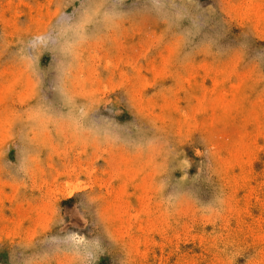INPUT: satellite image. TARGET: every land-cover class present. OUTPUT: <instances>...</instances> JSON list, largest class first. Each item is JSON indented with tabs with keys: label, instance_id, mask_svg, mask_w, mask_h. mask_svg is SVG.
Listing matches in <instances>:
<instances>
[{
	"label": "rangeland",
	"instance_id": "obj_1",
	"mask_svg": "<svg viewBox=\"0 0 264 264\" xmlns=\"http://www.w3.org/2000/svg\"><path fill=\"white\" fill-rule=\"evenodd\" d=\"M174 3L0 0V264H264V0Z\"/></svg>",
	"mask_w": 264,
	"mask_h": 264
},
{
	"label": "clouds",
	"instance_id": "obj_2",
	"mask_svg": "<svg viewBox=\"0 0 264 264\" xmlns=\"http://www.w3.org/2000/svg\"><path fill=\"white\" fill-rule=\"evenodd\" d=\"M186 0H181V4H184ZM194 3V0H192ZM152 8L151 10L156 12L161 16L162 19L167 23H176L182 21L190 16V11L186 7H181L177 4H172L171 7L165 6V0H151ZM117 16L119 14H116ZM211 21V10L207 12H201L199 15L193 17V23L196 30L199 31ZM58 36L53 38L51 35L45 34L43 36H34L29 41V47L36 51L40 48L47 47L54 42V39H58L59 36H66L72 31H74L72 21L70 18L62 17L56 26ZM192 33H187L186 38L191 36ZM25 59H30L35 62L34 56L25 55ZM76 220L80 221L79 215H77ZM81 240L80 251L73 254L71 264H96L97 256L103 251L102 240L100 237L96 236L92 239L79 238Z\"/></svg>",
	"mask_w": 264,
	"mask_h": 264
},
{
	"label": "snow or ice",
	"instance_id": "obj_3",
	"mask_svg": "<svg viewBox=\"0 0 264 264\" xmlns=\"http://www.w3.org/2000/svg\"><path fill=\"white\" fill-rule=\"evenodd\" d=\"M74 239H76L79 242V237H74Z\"/></svg>",
	"mask_w": 264,
	"mask_h": 264
},
{
	"label": "bare ground",
	"instance_id": "obj_4",
	"mask_svg": "<svg viewBox=\"0 0 264 264\" xmlns=\"http://www.w3.org/2000/svg\"><path fill=\"white\" fill-rule=\"evenodd\" d=\"M73 192V191H72ZM72 192H70V193H72ZM69 194V193H68Z\"/></svg>",
	"mask_w": 264,
	"mask_h": 264
}]
</instances>
